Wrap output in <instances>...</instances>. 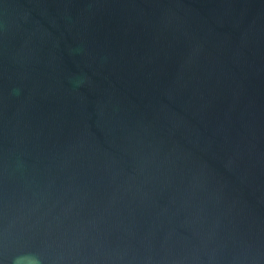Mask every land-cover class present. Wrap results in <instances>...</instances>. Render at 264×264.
<instances>
[{"label": "water", "instance_id": "1", "mask_svg": "<svg viewBox=\"0 0 264 264\" xmlns=\"http://www.w3.org/2000/svg\"><path fill=\"white\" fill-rule=\"evenodd\" d=\"M0 264H264V0H0Z\"/></svg>", "mask_w": 264, "mask_h": 264}]
</instances>
